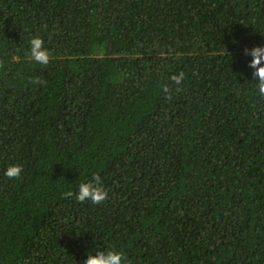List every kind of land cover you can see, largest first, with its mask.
<instances>
[{"label":"trees","instance_id":"1","mask_svg":"<svg viewBox=\"0 0 264 264\" xmlns=\"http://www.w3.org/2000/svg\"><path fill=\"white\" fill-rule=\"evenodd\" d=\"M257 46L264 0H0V264H264Z\"/></svg>","mask_w":264,"mask_h":264},{"label":"clouds","instance_id":"2","mask_svg":"<svg viewBox=\"0 0 264 264\" xmlns=\"http://www.w3.org/2000/svg\"><path fill=\"white\" fill-rule=\"evenodd\" d=\"M244 55L250 56L248 68L252 69L253 80L255 81L256 95L264 98V46H257L251 49L245 48ZM50 53L44 47V41L39 37H33L30 40V53L28 59L39 65L47 66L50 62ZM177 84L179 79L175 78ZM33 84L41 85L45 82L40 78L31 81ZM22 172L19 165H10L4 171V176L9 180L17 179ZM73 197L78 202L90 201L92 204H100L107 198V193L101 186V179L98 175H93L91 180L79 185L78 192L75 194L68 192L65 194ZM83 264H126V258L116 250L98 251L95 255L88 254Z\"/></svg>","mask_w":264,"mask_h":264}]
</instances>
